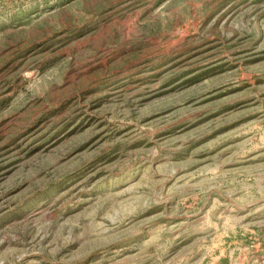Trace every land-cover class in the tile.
Wrapping results in <instances>:
<instances>
[{"label":"rangeland","instance_id":"374dc122","mask_svg":"<svg viewBox=\"0 0 264 264\" xmlns=\"http://www.w3.org/2000/svg\"><path fill=\"white\" fill-rule=\"evenodd\" d=\"M0 264H264V0H0Z\"/></svg>","mask_w":264,"mask_h":264}]
</instances>
